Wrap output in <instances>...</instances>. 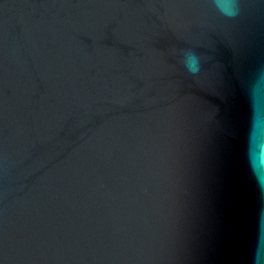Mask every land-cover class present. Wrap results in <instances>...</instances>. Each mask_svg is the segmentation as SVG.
I'll return each instance as SVG.
<instances>
[{
	"label": "water",
	"instance_id": "water-1",
	"mask_svg": "<svg viewBox=\"0 0 264 264\" xmlns=\"http://www.w3.org/2000/svg\"><path fill=\"white\" fill-rule=\"evenodd\" d=\"M264 0H0V264H264Z\"/></svg>",
	"mask_w": 264,
	"mask_h": 264
},
{
	"label": "clouds",
	"instance_id": "clouds-1",
	"mask_svg": "<svg viewBox=\"0 0 264 264\" xmlns=\"http://www.w3.org/2000/svg\"><path fill=\"white\" fill-rule=\"evenodd\" d=\"M249 159L252 165L254 172L257 175L259 180L261 170H264V149H262L259 153H256L253 148L249 147ZM257 264H260V261L257 260Z\"/></svg>",
	"mask_w": 264,
	"mask_h": 264
}]
</instances>
